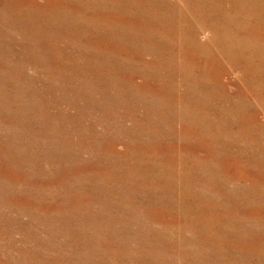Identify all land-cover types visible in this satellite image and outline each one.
Masks as SVG:
<instances>
[{
    "label": "rangeland",
    "instance_id": "1",
    "mask_svg": "<svg viewBox=\"0 0 264 264\" xmlns=\"http://www.w3.org/2000/svg\"><path fill=\"white\" fill-rule=\"evenodd\" d=\"M0 264H264V0H0Z\"/></svg>",
    "mask_w": 264,
    "mask_h": 264
},
{
    "label": "bare ground",
    "instance_id": "2",
    "mask_svg": "<svg viewBox=\"0 0 264 264\" xmlns=\"http://www.w3.org/2000/svg\"><path fill=\"white\" fill-rule=\"evenodd\" d=\"M192 3H194V2H192ZM200 5V4H199ZM111 6V5H110ZM106 7V6H105ZM113 7V6H112ZM61 17V16H60ZM113 19V18H112ZM52 20V19H51ZM103 20V19H102ZM96 21V20H95ZM96 23V22H95ZM60 24V23H59ZM62 25V24H61ZM90 25V24H89ZM88 26V25H87ZM93 26V25H92ZM90 27V26H89ZM107 31V30H106ZM170 31V30H169ZM85 34V33H84ZM80 38V37H79ZM21 43V42H20ZM31 44V43H30ZM21 47V46H20ZM34 47V46H33ZM41 49V48H40ZM169 54V53H168ZM167 55V54H166ZM147 56V55H146ZM65 58V57H64ZM180 59V58H179ZM171 60V59H170ZM145 61V60H144ZM161 61V60H160ZM159 61V62H160ZM38 62V61H37ZM138 62V61H137ZM112 63V62H111ZM161 63V62H160ZM134 64V63H133ZM162 65V64H161ZM57 67V66H56ZM115 68V67H114ZM96 69V68H95ZM106 70V69H105ZM147 70V69H146ZM158 71V70H157ZM142 72V71H141ZM159 72H160V70H159ZM113 73V72H112ZM137 74V73H136ZM165 74V73H164ZM139 78V77H138ZM97 80V79H96ZM99 80V79H98ZM106 80V79H105ZM106 82V81H105ZM110 82V81H109ZM107 83V82H106ZM114 83V82H113ZM109 84V83H108ZM114 84H116V83H114ZM198 84V83H197ZM120 86V85H119ZM188 87V86H187ZM110 88V87H109ZM128 88V87H127ZM99 89V88H98ZM136 90H137V88H136ZM93 91V90H92ZM119 91V90H118ZM40 93V92H39ZM144 93V92H143ZM144 94H146V93H144ZM113 97V96H112ZM124 97V96H123ZM122 97V98H123ZM165 97V96H164ZM134 98V97H133ZM136 98V97H135ZM112 100V99H111ZM118 100V99H117ZM113 101V100H112ZM140 101H142V100H140ZM136 102V101H135ZM127 103V102H126ZM132 103V102H131ZM135 104V103H134ZM144 105V104H143ZM150 105H151V103H150ZM164 105V104H163ZM138 106V105H137ZM156 106V105H155ZM125 107V106H124ZM145 107V106H144ZM149 107V106H148ZM78 109V108H77ZM97 109V108H96ZM100 109V108H99ZM133 109V108H132ZM142 109V108H141ZM106 110V109H105ZM114 110V109H113ZM156 110V109H155ZM112 111V110H111ZM140 111V110H139ZM134 112V111H133ZM113 113V112H112ZM126 113V112H125ZM208 113V112H207ZM179 114V113H178ZM48 116V115H47ZM125 116V115H124ZM144 116H146V115H144ZM10 119V118H9ZM100 120V119H99ZM116 120V119H115ZM154 120V119H153ZM101 121V120H100ZM10 122H12V121H10ZM150 122V121H149ZM155 122V121H154ZM92 127V126H91ZM94 127V126H93ZM94 129V128H93ZM28 131V130H27ZM94 132V131H93ZM137 143V142H136ZM135 150V149H134ZM11 176V175H10ZM208 181V180H207ZM122 182V181H121ZM120 187V186H119ZM203 188V187H202ZM117 190V189H116ZM133 193V192H132ZM125 195V194H124ZM256 260V259H255ZM224 263V262H223Z\"/></svg>",
    "mask_w": 264,
    "mask_h": 264
}]
</instances>
